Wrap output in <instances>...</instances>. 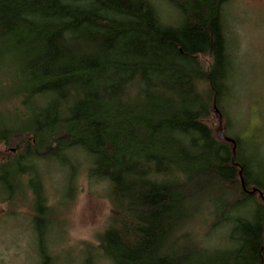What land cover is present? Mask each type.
Here are the masks:
<instances>
[{
	"label": "trees",
	"instance_id": "16d2710c",
	"mask_svg": "<svg viewBox=\"0 0 264 264\" xmlns=\"http://www.w3.org/2000/svg\"><path fill=\"white\" fill-rule=\"evenodd\" d=\"M159 1L177 22L158 0H0V96L21 106L0 113L17 153H0V204L31 191L41 264H57L47 175L72 201L83 160L114 211L85 264H264V159L211 123L232 91L230 0ZM203 223L225 248L200 245Z\"/></svg>",
	"mask_w": 264,
	"mask_h": 264
},
{
	"label": "rangeland",
	"instance_id": "374dc122",
	"mask_svg": "<svg viewBox=\"0 0 264 264\" xmlns=\"http://www.w3.org/2000/svg\"><path fill=\"white\" fill-rule=\"evenodd\" d=\"M158 5L164 23L177 22L172 8L159 0ZM224 20L228 49L235 66L230 81L232 91L218 110L226 135L244 141L246 154L255 148L261 160L264 159V0H230ZM201 59L210 64V58ZM8 80L0 74V92ZM20 107L16 98L0 96V113L14 115ZM211 123L217 135L219 118L214 110ZM0 153L7 157L17 154L15 148L5 146L0 147ZM81 166L76 179L77 193L72 201L66 199V172L56 166L47 175L54 229L51 244L57 264H85V253L114 214L108 185L89 180L87 161L83 160ZM33 218V196L28 189L18 199L0 204V264H41ZM206 224L194 230L200 245L208 249L225 248L226 231H208Z\"/></svg>",
	"mask_w": 264,
	"mask_h": 264
},
{
	"label": "water",
	"instance_id": "95a60500",
	"mask_svg": "<svg viewBox=\"0 0 264 264\" xmlns=\"http://www.w3.org/2000/svg\"><path fill=\"white\" fill-rule=\"evenodd\" d=\"M215 112H216V114H217V116H218V118H219V130H218V133H217L216 137H217V139L220 140V141H224V142H228V143L233 144V145H234V154H235V150H236L237 144H236L235 140L229 138V137L226 135V133H225V129H224V127H223V117H222L221 113L219 112V110H218L217 108L215 109ZM241 175H242V174H241ZM241 181H242V185H243L244 190H246V186H245V184H244V180H243V178L241 179ZM256 192H257V191L254 190L252 193H256Z\"/></svg>",
	"mask_w": 264,
	"mask_h": 264
}]
</instances>
